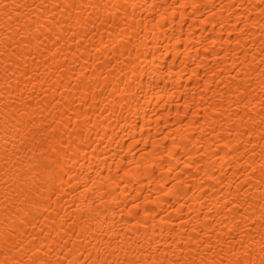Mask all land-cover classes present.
<instances>
[{
    "label": "bare ground",
    "instance_id": "obj_1",
    "mask_svg": "<svg viewBox=\"0 0 264 264\" xmlns=\"http://www.w3.org/2000/svg\"><path fill=\"white\" fill-rule=\"evenodd\" d=\"M34 260L264 264V0H0V264Z\"/></svg>",
    "mask_w": 264,
    "mask_h": 264
},
{
    "label": "snow or ice",
    "instance_id": "obj_2",
    "mask_svg": "<svg viewBox=\"0 0 264 264\" xmlns=\"http://www.w3.org/2000/svg\"><path fill=\"white\" fill-rule=\"evenodd\" d=\"M49 177H50V181L52 183H54L55 180L59 179V177L55 175V169L54 168H50V170H49ZM33 264H38V262L34 260L33 261Z\"/></svg>",
    "mask_w": 264,
    "mask_h": 264
}]
</instances>
